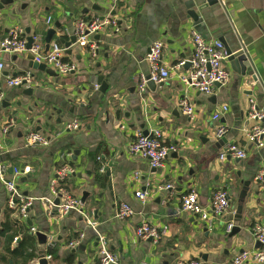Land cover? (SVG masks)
Returning a JSON list of instances; mask_svg holds the SVG:
<instances>
[{
	"label": "crops",
	"instance_id": "crops-1",
	"mask_svg": "<svg viewBox=\"0 0 264 264\" xmlns=\"http://www.w3.org/2000/svg\"><path fill=\"white\" fill-rule=\"evenodd\" d=\"M190 11L196 12V20L189 16ZM48 17L51 23L46 24ZM95 17L115 18L119 31L105 27L94 34L93 55L74 45L67 54L60 39L70 41L78 19ZM13 26L21 27L26 36H39L43 50L46 31L53 28L50 44L62 46L64 60L76 64L75 72L68 76H50L30 67L27 53L0 54L5 64L0 77V162L7 166L9 177L11 167L30 168L18 178L17 188L35 199L26 219L31 228L54 236L58 260H49V264H67L71 258V264H99L97 234L106 238L117 264H177L181 260L229 264L238 252L259 248L252 227L264 222V190L255 180L264 167V146L255 149L246 142L244 129L251 122L239 118L248 112L251 99L264 109V0H219L213 4L207 0H21L0 11V41ZM191 30L206 40H220L232 53L248 54L245 73H237L241 65L233 66L226 58L223 63L229 79L216 84L209 94L185 86L175 75L154 92L146 88L140 93L136 78L148 72L145 56L157 39L164 44L161 59L165 65L184 61L180 73L190 69ZM25 72L35 82L30 96L21 93L25 87L6 85L7 77ZM92 77H101L106 85L102 98ZM182 99L194 107L193 118L181 112ZM3 101L10 106L2 107ZM17 102L21 106H16ZM221 106H227L228 111L212 120L213 111ZM13 109L14 115L10 113ZM10 119L13 123L3 133L2 127ZM72 120L78 121L79 128L57 135ZM143 122L148 131H160L163 144L177 147L158 168L128 151L134 134L143 132ZM219 125L226 132L215 138ZM38 126L41 129L36 131ZM29 130L44 134L49 144L26 147L24 135ZM230 144L244 148L246 157L220 161L218 154ZM61 154L73 169L65 189L82 201L85 213L96 223L94 229L78 212L62 217L45 212L40 198L50 197L49 180L61 164ZM97 157L107 164L109 176L97 172ZM134 172L139 173L137 179ZM244 181L249 184L240 201ZM166 184L172 187L158 188ZM138 189L150 190L145 203L134 196ZM218 189L227 191L230 208L211 223L181 210V197L190 190L197 193L200 205L207 207ZM122 202L131 206L133 214L117 219L114 214ZM239 204L240 232L229 237L227 224L233 222ZM6 208L7 191L0 182V227ZM142 222L165 225L168 230L156 243L143 240L135 235ZM81 233L84 237L79 245L70 248L69 242ZM31 264H38V256Z\"/></svg>",
	"mask_w": 264,
	"mask_h": 264
},
{
	"label": "built area",
	"instance_id": "built-area-1",
	"mask_svg": "<svg viewBox=\"0 0 264 264\" xmlns=\"http://www.w3.org/2000/svg\"><path fill=\"white\" fill-rule=\"evenodd\" d=\"M51 23V18L46 19V24ZM110 27L114 32L119 31L117 20L113 17H95L92 19H78L74 26L75 42L72 44L75 47L87 48L91 55L95 50L93 35L99 30ZM192 37V54L189 59L190 69L186 73H180L184 61L178 62L174 66H167L162 62L161 55L164 44L157 39L149 46L148 53L145 56V62L148 67L147 73H140L137 78V89L140 93L146 89L147 81L154 83H162L170 79L173 75L189 87L196 88L202 93L209 94L216 84L223 85L229 79V72L224 66V61L227 58L226 50L222 42L218 39H204L195 30H191ZM30 49H27V36L23 29L19 26L11 27L5 38L0 41V54H21L30 52L33 55V60L36 63H42L47 68L53 70L61 76H68L75 72L76 64L71 61L64 60L65 49L58 43L50 44V48L46 54H43V45L39 36L33 35ZM5 64L0 57V77L2 76ZM33 76L29 72L18 74L6 78V85L11 88L29 87L34 85ZM2 95L0 94V102ZM181 112L193 118L194 107L187 99H182L179 102ZM228 111L227 106H221L213 111L212 120H219L225 112ZM251 124L244 129V137L248 144L255 149L264 146V109H260L254 99L250 100V107L246 116ZM13 120L10 119L5 126L2 127V132L6 133L12 125ZM79 123L77 120L66 122L57 135L64 132L77 130ZM226 132V129L219 125L215 130V138H221ZM24 144L26 147H44L49 144V139L41 132L29 130L24 135ZM175 145L163 144L161 141V133L157 129L148 131V135H144L142 131H137L134 134L133 140L128 145V151L131 154L138 155L145 159L151 168H158L162 165L167 155L171 152H176ZM246 157L245 149L237 144L226 146L218 154V159L224 161L227 158L244 159ZM61 160L60 166L57 168L55 175L49 180L50 197L40 198L43 202L45 212L51 215L55 212L58 217L66 216L72 211L78 212L86 220V224L92 229L96 223L87 216L83 209V203L79 198L70 195L62 182L65 181L73 172V169L67 163L64 154L59 156ZM99 166L98 172L103 173L106 163H103L97 157ZM30 171L29 167L18 169L11 167V177L8 176V168L0 162V182L4 185L7 191V207L10 210L18 212L22 219H27V213L35 199L23 195L17 188L18 178ZM133 177H139L138 172L133 173ZM255 180L259 182L262 190H264V167H261L256 175ZM170 184L158 186L159 189H169ZM150 195V190L138 189L135 190L134 196L141 202L145 203ZM58 199L56 204L54 201ZM181 210L196 216L199 220L206 223H211L215 218H218L230 208L227 191L218 189L212 196V199L207 207L200 205L198 202L197 193L190 190L181 197ZM133 214V209L127 203H120L117 207L114 217L117 219L128 218ZM233 227L232 222L227 224V230L230 231ZM34 231V229H32ZM168 226L151 225L148 222H142L136 229L135 235L143 240L151 239L156 243L166 234ZM254 239L259 243V248L254 251H241L233 256L229 264H264V222H256L252 227ZM84 237L81 233L78 239H73L69 242L70 248H76L80 240ZM54 246V236L47 235L45 244V258L49 261L51 256L46 253L47 249ZM97 249L99 264H117V258L110 252L106 238L103 235L97 234ZM177 264H200L196 260H181Z\"/></svg>",
	"mask_w": 264,
	"mask_h": 264
},
{
	"label": "water",
	"instance_id": "water-1",
	"mask_svg": "<svg viewBox=\"0 0 264 264\" xmlns=\"http://www.w3.org/2000/svg\"><path fill=\"white\" fill-rule=\"evenodd\" d=\"M16 1H21V0H0V11H2L6 6L10 5V4H13L14 2ZM219 0H207V3L208 4H213V3H216L218 2ZM25 6V3L22 4V7ZM189 16L193 19V20H196L197 19V14L196 12L194 11H190L189 13ZM55 27L57 28L58 27V23L55 24ZM26 33H29L28 30H26ZM55 34V30L53 28H49L47 31H46V34H45V37H44V50H43V54H46L47 51L49 50L50 48V43H51V40H52V37L53 35ZM60 42L64 45V48L66 49V53L67 54H71L72 52V48H70V46L75 42V37L74 36H71L70 38V41L69 42H64L63 39H60ZM31 44H32V38L31 36H27V44H26V47L27 49H30L31 47ZM226 53L228 55V60L231 62V64L233 66H237V65H241V69L240 70H235L237 73H241L242 75L245 73V69H246V66H245V62L247 61H250L249 59V56L248 54H246L245 52H237V53H232L231 50L227 49L226 48ZM26 58L27 60L29 61V66L32 67V68H35L37 70H40V71H43V72H46L48 75L50 76H56V72H54L53 70L49 69V68H46V66L42 63H36L34 60H33V55L30 53V52H27V55H26ZM93 83L95 84H98V90L97 92L100 94V97L102 98L106 92V85L105 83H102L101 82V77H92L91 78ZM160 86V83H154L153 81H147L146 83V88L147 90L151 91V92H154L157 87ZM18 88H21V87H18ZM32 87L29 86V87H25L22 89L21 93L25 96H30L31 93H32ZM1 106L2 107H5V108H8L10 106V103L8 101H3L1 103ZM16 106H21V102H17L16 103ZM234 108H236V106H234ZM28 110H30V108H27ZM11 114H16V110L13 109L11 110L10 112ZM115 115L116 117L118 118V115H119V110H117L115 112ZM247 116V112L242 114L241 115V118H239V120H243V118L245 117L246 118ZM21 119H18L17 120V124H21ZM24 127H26V124H23ZM140 128L143 129V134L144 135H148V130L147 128H145V123L143 122L142 124H140ZM41 128L38 126L36 127V131H39ZM11 171V168L9 169V172ZM105 175L106 176H109V172L105 171ZM26 180V177L25 178H21V181H25ZM108 184H109V181H108ZM243 188H242V191L239 195V198H240V201H242L247 193V187H248V184H249V181H244L243 183ZM58 199H55V203L57 204L58 203ZM241 211H242V205L239 204L237 206V209L235 211V214H234V218H233V227L232 229L230 230V233H229V237L233 236V235H236L240 232V219H241ZM27 224L29 226L32 225L31 221L30 220H27L26 221ZM33 236L35 237V240H36V249H37V256H38V264H49V261L45 258V244H46V240H47V234L45 232H42V231H33ZM150 241H152L150 238L148 239ZM258 246H259V243L257 242Z\"/></svg>",
	"mask_w": 264,
	"mask_h": 264
},
{
	"label": "trees",
	"instance_id": "trees-1",
	"mask_svg": "<svg viewBox=\"0 0 264 264\" xmlns=\"http://www.w3.org/2000/svg\"><path fill=\"white\" fill-rule=\"evenodd\" d=\"M96 178H100V175L96 174ZM66 181L61 183L62 186L65 187ZM46 253L51 256L50 261L58 260L55 244ZM35 259L37 250L31 226L18 212L6 208L5 221L0 227V264H31ZM72 261L73 258L67 264Z\"/></svg>",
	"mask_w": 264,
	"mask_h": 264
},
{
	"label": "rangeland",
	"instance_id": "rangeland-1",
	"mask_svg": "<svg viewBox=\"0 0 264 264\" xmlns=\"http://www.w3.org/2000/svg\"><path fill=\"white\" fill-rule=\"evenodd\" d=\"M61 76V75H60ZM64 77V76H63Z\"/></svg>",
	"mask_w": 264,
	"mask_h": 264
}]
</instances>
